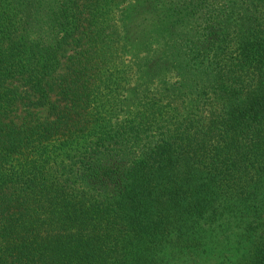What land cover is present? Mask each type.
Wrapping results in <instances>:
<instances>
[{
	"label": "trees",
	"instance_id": "trees-1",
	"mask_svg": "<svg viewBox=\"0 0 264 264\" xmlns=\"http://www.w3.org/2000/svg\"><path fill=\"white\" fill-rule=\"evenodd\" d=\"M0 264H264V0H0Z\"/></svg>",
	"mask_w": 264,
	"mask_h": 264
},
{
	"label": "rangeland",
	"instance_id": "rangeland-1",
	"mask_svg": "<svg viewBox=\"0 0 264 264\" xmlns=\"http://www.w3.org/2000/svg\"><path fill=\"white\" fill-rule=\"evenodd\" d=\"M162 8H163V11L165 13L167 11L166 6L163 5ZM137 18H139V19H137ZM144 20L145 19L138 17V14H132V15L129 14V15H126V17H125V26H127L128 28L140 27L142 30L154 28L155 24L148 22V21H147V23H144Z\"/></svg>",
	"mask_w": 264,
	"mask_h": 264
}]
</instances>
